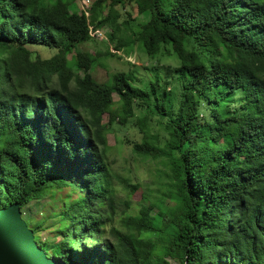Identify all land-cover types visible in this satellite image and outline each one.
Here are the masks:
<instances>
[{
	"label": "trees",
	"instance_id": "obj_1",
	"mask_svg": "<svg viewBox=\"0 0 264 264\" xmlns=\"http://www.w3.org/2000/svg\"><path fill=\"white\" fill-rule=\"evenodd\" d=\"M72 2L0 0V207L19 202L30 226L50 188L78 192L61 239L35 238L63 264H264V0H92L86 14ZM133 2L149 18L137 31L129 13L113 24L116 52L138 42L177 65L145 67L138 84L126 71L99 82L77 46ZM29 45L56 52L35 69ZM114 124L138 128L132 151L167 167L159 195L145 191L135 207L140 182L106 161Z\"/></svg>",
	"mask_w": 264,
	"mask_h": 264
},
{
	"label": "rangeland",
	"instance_id": "obj_2",
	"mask_svg": "<svg viewBox=\"0 0 264 264\" xmlns=\"http://www.w3.org/2000/svg\"><path fill=\"white\" fill-rule=\"evenodd\" d=\"M49 1V0H48ZM165 3L167 0H162ZM70 8L74 11L85 12L87 5L84 4V0H73ZM125 13L131 15V26L136 31L140 27V21H145L149 18L148 14H138L136 3L128 4L125 8L115 7L110 8L107 14L106 27L93 31V39L85 43H81L77 46V51H82L90 59L95 60L93 74L97 81L107 82L110 81L114 73L118 71H126L132 73L135 77V83L138 84L142 79H146L149 74H152L150 70L145 67H151L152 65L157 66L159 69L163 68L169 70L170 67L177 65V60L174 56L159 55L156 58L148 56L143 49L140 48L138 42L133 45V52L121 51L116 52L115 42L109 40V34L115 28L113 24L117 22L124 23L127 18ZM117 25V24H116ZM117 33L118 37L126 38L129 37L131 31ZM29 48L34 51V62L33 67L39 69L41 66V60L43 58H49L55 54L54 49L47 47L29 45ZM130 51V50H129ZM109 52H116L114 56L110 55ZM36 54H39L41 58H37ZM77 71L78 68L75 67ZM172 86H168V90ZM118 100V97H115ZM114 109V108H112ZM153 120L150 122L151 136L162 135L163 130L160 127L156 116H153ZM107 121V116H106ZM141 141L143 134L140 133L138 128L132 126H121L114 124L109 134V148L106 153V161L109 165L110 170L121 176L132 177L133 182L139 181L140 186L136 194L132 197L131 203L135 207L137 202L142 199L143 193L146 191L152 198L159 195L158 190V174L160 171L167 169L159 159L143 158L132 151L131 142L133 140ZM113 191L117 199H126L127 191L121 186L119 179H113ZM79 196L78 192L72 191L70 187L65 188H50L48 194L43 198L41 204L35 210V215L29 216L31 225L38 226V231L35 232V238L40 236L41 239H49L51 241H59L61 235L57 234V230L63 225L61 213L67 210L70 204ZM119 201V200H118ZM167 203H171L167 200ZM105 207V205L103 206ZM122 208L124 205H118V215L114 222V226L122 229L123 224ZM157 212V208H154L153 213ZM36 217V218H35ZM25 219L26 216L24 215ZM30 224V223H29ZM30 225V226H31ZM32 228V227H31ZM108 231L110 226L107 228ZM104 236H97L96 240H89V244L102 243ZM168 264H181L179 259H173L167 257ZM63 264L59 259H57Z\"/></svg>",
	"mask_w": 264,
	"mask_h": 264
},
{
	"label": "water",
	"instance_id": "obj_3",
	"mask_svg": "<svg viewBox=\"0 0 264 264\" xmlns=\"http://www.w3.org/2000/svg\"><path fill=\"white\" fill-rule=\"evenodd\" d=\"M0 264H61L38 244L19 202L0 207Z\"/></svg>",
	"mask_w": 264,
	"mask_h": 264
},
{
	"label": "built area",
	"instance_id": "obj_4",
	"mask_svg": "<svg viewBox=\"0 0 264 264\" xmlns=\"http://www.w3.org/2000/svg\"><path fill=\"white\" fill-rule=\"evenodd\" d=\"M84 4L87 5V9H84L85 10V14H86L88 12V9L92 5V0H84Z\"/></svg>",
	"mask_w": 264,
	"mask_h": 264
}]
</instances>
